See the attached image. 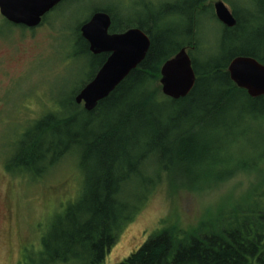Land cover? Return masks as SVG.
<instances>
[{
    "label": "trees",
    "instance_id": "obj_1",
    "mask_svg": "<svg viewBox=\"0 0 264 264\" xmlns=\"http://www.w3.org/2000/svg\"><path fill=\"white\" fill-rule=\"evenodd\" d=\"M208 1L183 0L178 5L187 20L186 28L178 33L160 13L125 22L128 17H115L113 7L94 10L110 16L111 33L137 28L148 36L150 46L141 64L94 110L86 112L71 99L65 115H50L22 133L17 151L6 163L8 170L41 176L70 154V144L78 148L75 153L84 172L82 191L54 217L55 230L41 238L38 257L43 264H103L117 234L145 204L162 175H167L171 191L206 185L202 183L206 177L194 179L193 171L203 165L204 155L214 156L217 146L199 148L195 129L215 130V125L225 120L236 125L240 117L254 121L264 118V97L249 98L234 86L226 71L230 61L241 56L264 65V30L259 29V38L254 40L238 36L237 31L243 26L246 29L252 18L241 23L239 18L246 17L238 16L233 8L236 26L222 27L229 36L225 41L221 37L218 53L207 56L198 66L194 57L199 47L198 21L205 14L214 18L211 7L204 6ZM163 7L167 16L176 14L181 19L180 10L177 13L172 4ZM78 29L76 46L83 44L86 54L98 63L82 89L95 77L107 55H91ZM224 46L226 53H222ZM181 48L188 51L196 81L187 97L173 101L163 97L156 84L160 66ZM227 126L231 127L226 122L222 125ZM230 141L225 142V148ZM138 144L152 155L151 160L143 168H129ZM215 161L210 163L208 178L213 180H208L209 184L243 167L228 154ZM218 162H224L221 168ZM134 189H141L138 199L132 198ZM248 200L221 207L208 224L191 232L163 227L118 264H264V188L252 192Z\"/></svg>",
    "mask_w": 264,
    "mask_h": 264
},
{
    "label": "rangeland",
    "instance_id": "obj_2",
    "mask_svg": "<svg viewBox=\"0 0 264 264\" xmlns=\"http://www.w3.org/2000/svg\"><path fill=\"white\" fill-rule=\"evenodd\" d=\"M215 1L204 4L211 7L212 15ZM221 1L231 12L233 8L247 11L245 21L252 18L246 29L243 26L237 31L238 36L258 39L259 29L264 30V0ZM167 3L182 15L181 19L176 14L166 15L167 23L178 33L186 28L187 22L178 7L183 0H68L48 13L44 23L32 31L11 25L0 15V264H43L38 257L41 238L55 230L54 217L74 203L82 191L84 172L75 152L41 176L13 175L5 169L17 151L22 133L50 115L60 112L65 115L69 101L74 100L94 74L98 63L86 54L83 44L79 42L76 46L78 27L97 8L113 7L114 16L128 17L125 21L128 22L136 16L155 13L163 17L162 13H166L163 6ZM214 20L209 14L199 18L196 35L199 47L194 52L198 66L207 56L218 53L223 28ZM158 81L159 77L156 84L159 87ZM235 123L234 130L222 127L221 123L215 125V130L198 132L195 139L217 146L212 160L220 161L228 154L243 167L211 184L208 180L213 179L206 177L202 181L206 185L193 190L171 191L167 175H162L145 204L117 234L103 264L123 261L163 227L170 225L182 232L196 230L203 223L208 224L221 207L249 203L252 192L264 188V118L254 121L240 117ZM230 139L227 149L224 144ZM222 163L218 162V168ZM140 192L141 189H134L132 198L138 199Z\"/></svg>",
    "mask_w": 264,
    "mask_h": 264
},
{
    "label": "water",
    "instance_id": "obj_3",
    "mask_svg": "<svg viewBox=\"0 0 264 264\" xmlns=\"http://www.w3.org/2000/svg\"><path fill=\"white\" fill-rule=\"evenodd\" d=\"M63 0H0V15L10 24L34 28L41 19ZM214 15L225 28H234L236 19L221 1L213 4ZM110 16L104 12L94 13L80 26L81 38L89 52L96 56L108 54L95 77L75 96L74 102L91 112L106 99L116 87L144 60L150 41L137 28L123 33L110 34ZM226 71L234 86L251 99L264 97V65L250 57H236ZM159 86L163 96L178 100L192 91L196 75L186 48L164 63L159 71Z\"/></svg>",
    "mask_w": 264,
    "mask_h": 264
},
{
    "label": "bare ground",
    "instance_id": "obj_4",
    "mask_svg": "<svg viewBox=\"0 0 264 264\" xmlns=\"http://www.w3.org/2000/svg\"><path fill=\"white\" fill-rule=\"evenodd\" d=\"M238 7V6H237ZM239 8V7H238ZM214 11V10H213ZM236 13H239V16L240 15H243V16H245L246 17V14H248V12L247 11H245V10H243V9H241V8H239V10H237V8H236ZM162 15H167L166 13H162ZM252 17V16H251ZM214 18H215V20L218 22V20L216 19V17H215V15H214ZM214 18H213V20H214ZM236 19V18H235ZM214 20V21H215ZM237 20H238V18L236 19V23H237ZM239 20L241 21V23H243V22H245V19L244 18H242V17H240L239 18ZM215 21V22H216ZM219 23V22H218ZM220 24V23H219ZM221 25V24H220ZM222 27H224L223 25H221ZM170 29H173L172 27H170ZM174 31V30H173ZM229 36V33H227V32H223V36H222V40H226L227 39V37ZM182 49V48H181ZM187 50V49H186ZM226 51V49H225V46H224V49H223V52L222 53H224ZM188 52V51H187ZM175 56V55H174ZM174 56H172L171 58H169V59H167V60H165L164 62H163V64L164 63H166V62H168L169 60H171ZM241 57H244V56H241ZM236 58V57H235ZM162 64V65H163ZM162 65L160 66V68H159V71H160V69H161V67H162ZM202 66V65H201ZM159 77H160V75H159ZM159 88H160V86H159ZM193 90V89H192ZM160 93H161V90H160ZM190 94V93H189ZM161 95L163 96V94L161 93ZM163 97H165V96H163ZM165 98H167V97H165ZM169 99V98H168ZM183 99V98H182ZM171 100V99H170ZM178 100H180V99H178ZM178 100H173V101H178ZM226 122V124L227 123H231L232 124V121H230V120H225L224 122H223V124ZM234 128H235V125H232L231 127H230V130H234ZM198 131V129H195L194 130V133L193 134H195V137H196V135H197V132ZM195 139V138H194ZM196 140V139H195ZM197 143H198V146H199V148L200 147H202V146H204V147H209L211 144H210V142L209 143H203V142H198L197 141ZM139 146L137 147V149H136V151H135V154L133 155V157H132V159H133V162H131V159L127 162V163H130L131 162V164H128V167L129 168H132L134 165L136 166V168H139V167H142L143 168V166H145L150 160H151V157H152V155H150V153L148 152V151H146L145 149H143V148H141L140 147V144H138ZM68 153H72V152H76V150L78 151V148L74 145V144H70L69 145V147H68ZM197 151H198V149H197ZM64 152V151H63ZM137 159V160H136ZM203 159H204V162H203V167L201 166L198 170H197V172L194 170L193 171V175H194V179H199L200 177H209V172H210V166H211V161H215V160H212V158H211V156H208V155H204L203 156ZM136 160V161H135ZM206 162V164H204Z\"/></svg>",
    "mask_w": 264,
    "mask_h": 264
},
{
    "label": "flooded vegetation",
    "instance_id": "obj_5",
    "mask_svg": "<svg viewBox=\"0 0 264 264\" xmlns=\"http://www.w3.org/2000/svg\"><path fill=\"white\" fill-rule=\"evenodd\" d=\"M57 8H58V7H57ZM57 8L55 7L54 10L57 9ZM44 21H45V19H43V20L41 21V24H40L39 26L35 27V28H31V29H29V28H25V29H26V30H29V31L35 30V29H37L38 27H40V26L44 23ZM5 169H6L7 171H9V172H12L13 175H16V173H17V172H15L14 170H13V171L8 170L6 166H5ZM22 175H23V174H22Z\"/></svg>",
    "mask_w": 264,
    "mask_h": 264
}]
</instances>
